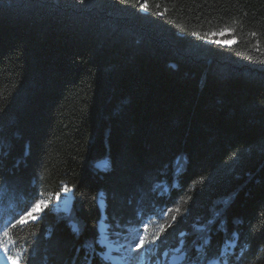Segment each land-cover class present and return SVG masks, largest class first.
Wrapping results in <instances>:
<instances>
[{
	"label": "trees",
	"instance_id": "1",
	"mask_svg": "<svg viewBox=\"0 0 264 264\" xmlns=\"http://www.w3.org/2000/svg\"><path fill=\"white\" fill-rule=\"evenodd\" d=\"M103 214L164 264H264V0H0V248L111 264Z\"/></svg>",
	"mask_w": 264,
	"mask_h": 264
},
{
	"label": "rangeland",
	"instance_id": "2",
	"mask_svg": "<svg viewBox=\"0 0 264 264\" xmlns=\"http://www.w3.org/2000/svg\"><path fill=\"white\" fill-rule=\"evenodd\" d=\"M219 40L225 44H231L233 42V40L229 38H222ZM105 163L106 161H100L98 165L104 166ZM70 195H72L71 204L68 202ZM100 199H102V197ZM41 201L43 203H40ZM48 203L49 198L44 197L39 200V202H37V204L27 213L25 219H23L24 222L31 219H37ZM72 203L73 192L65 185L60 194L55 197V207L59 211L70 213ZM102 218H104V216ZM74 228L77 229V226L74 225ZM141 241H143V243H141ZM99 244L103 247L101 256L104 260L109 262H112L113 258L111 256H117L122 258L123 264H164V259H166L167 256L166 251L160 256L158 255L156 259H152L147 255L151 244H147V240L145 239V227L130 228L125 234H123V236L117 237L109 232V225L104 220L103 228L99 230ZM233 246L234 243L230 240L227 241V246L225 248L231 249ZM183 253L184 249L181 242L178 246L174 247L173 253L169 257L171 263L175 264L180 261L183 258ZM223 262L226 263V261ZM209 264H219V260H211Z\"/></svg>",
	"mask_w": 264,
	"mask_h": 264
},
{
	"label": "bare ground",
	"instance_id": "3",
	"mask_svg": "<svg viewBox=\"0 0 264 264\" xmlns=\"http://www.w3.org/2000/svg\"><path fill=\"white\" fill-rule=\"evenodd\" d=\"M72 195H70L68 202L71 204ZM100 203L103 204V200L100 199ZM104 218L99 221V230L103 228ZM113 264H123L122 258L117 256H111ZM0 264H21L17 259L9 258L5 253H0Z\"/></svg>",
	"mask_w": 264,
	"mask_h": 264
},
{
	"label": "snow or ice",
	"instance_id": "4",
	"mask_svg": "<svg viewBox=\"0 0 264 264\" xmlns=\"http://www.w3.org/2000/svg\"><path fill=\"white\" fill-rule=\"evenodd\" d=\"M40 203H43L42 201ZM39 206V205H38ZM141 243H143V241H141Z\"/></svg>",
	"mask_w": 264,
	"mask_h": 264
},
{
	"label": "water",
	"instance_id": "5",
	"mask_svg": "<svg viewBox=\"0 0 264 264\" xmlns=\"http://www.w3.org/2000/svg\"><path fill=\"white\" fill-rule=\"evenodd\" d=\"M102 209H104V207H102Z\"/></svg>",
	"mask_w": 264,
	"mask_h": 264
}]
</instances>
